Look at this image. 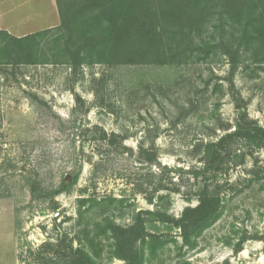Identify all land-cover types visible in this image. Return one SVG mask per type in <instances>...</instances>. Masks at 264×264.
Here are the masks:
<instances>
[{"label": "rangeland", "instance_id": "374dc122", "mask_svg": "<svg viewBox=\"0 0 264 264\" xmlns=\"http://www.w3.org/2000/svg\"><path fill=\"white\" fill-rule=\"evenodd\" d=\"M240 114L264 128V65L246 62L232 74L224 55L188 65L1 67L0 264H64L56 251L88 245L85 228L107 216L122 226L157 207L180 217L198 204L203 146L234 131ZM102 131L120 144L101 141ZM140 149L168 168L160 193L168 199L151 197L156 169L139 162ZM79 170L77 185L54 201L33 199L25 183L54 189ZM219 179L232 186L222 217L192 250L174 232L152 264H264V151ZM110 197L123 202L79 217L83 200ZM91 250L97 264H123L107 241Z\"/></svg>", "mask_w": 264, "mask_h": 264}, {"label": "trees", "instance_id": "16d2710c", "mask_svg": "<svg viewBox=\"0 0 264 264\" xmlns=\"http://www.w3.org/2000/svg\"><path fill=\"white\" fill-rule=\"evenodd\" d=\"M56 3L60 23L55 28L22 38L0 29V68L61 64L76 71L94 65H188L222 55L229 57L232 74L246 62L264 65V0H56ZM100 137L107 145L119 143L116 135L104 131ZM254 150L264 151V128L240 114L234 131L203 146L202 165L193 172L199 184L197 206L187 208L180 217L158 207L141 210L126 226L107 216L95 222L92 230L85 228L88 245L74 248L71 243L65 251H56L58 260L64 264H97L91 247L96 241H107L111 258L123 264H152L168 244L176 242V231L182 238V248L195 249L200 236L224 213L225 190L232 186L219 177L245 165ZM139 157L141 164L156 169L149 175L148 185H153L151 197L168 199V195H160L167 191L164 176L168 168L144 149H140ZM79 178L80 170L54 189L44 188L33 177H26L25 183L33 199L54 201L71 192ZM6 183L0 177V189ZM122 202L112 197L85 199L79 217L95 208ZM243 244L242 240L237 252Z\"/></svg>", "mask_w": 264, "mask_h": 264}, {"label": "crops", "instance_id": "0c3cea01", "mask_svg": "<svg viewBox=\"0 0 264 264\" xmlns=\"http://www.w3.org/2000/svg\"><path fill=\"white\" fill-rule=\"evenodd\" d=\"M57 15L56 0H0V29L17 38L57 27Z\"/></svg>", "mask_w": 264, "mask_h": 264}, {"label": "built area", "instance_id": "2783aa9c", "mask_svg": "<svg viewBox=\"0 0 264 264\" xmlns=\"http://www.w3.org/2000/svg\"><path fill=\"white\" fill-rule=\"evenodd\" d=\"M60 216H61L60 211L54 212V213L52 214V218H54V219H58Z\"/></svg>", "mask_w": 264, "mask_h": 264}]
</instances>
